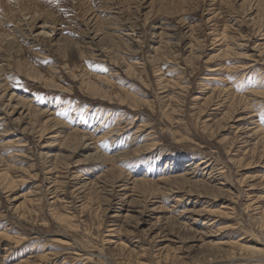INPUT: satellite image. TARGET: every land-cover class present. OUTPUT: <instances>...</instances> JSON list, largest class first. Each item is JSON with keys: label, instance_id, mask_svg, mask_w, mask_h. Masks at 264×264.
<instances>
[{"label": "rangeland", "instance_id": "rangeland-1", "mask_svg": "<svg viewBox=\"0 0 264 264\" xmlns=\"http://www.w3.org/2000/svg\"><path fill=\"white\" fill-rule=\"evenodd\" d=\"M3 2L0 264H264V0Z\"/></svg>", "mask_w": 264, "mask_h": 264}, {"label": "bare ground", "instance_id": "bare-ground-1", "mask_svg": "<svg viewBox=\"0 0 264 264\" xmlns=\"http://www.w3.org/2000/svg\"><path fill=\"white\" fill-rule=\"evenodd\" d=\"M1 1V0H0ZM6 1V0H5ZM9 3L7 4V5H9V8H11L12 7V9L11 10H9V11H14L15 9L17 10V12L20 14V16L21 17H26V15L27 14H29V13H32L33 14V12H34V10L32 11L31 9H32V7H34L35 6V4H36V2H37V0H7ZM2 2H3V0H2ZM260 3H261V1H260ZM3 4H4V2H3ZM6 6V5H5ZM4 7V6H3ZM4 8H6V7H4ZM4 8H2V9H4ZM225 9V8H224ZM0 10H1V8H0ZM2 12V11H1ZM6 12V11H5ZM26 12V13H25ZM9 13V12H8ZM4 14V16H5V13H3ZM8 15V14H7ZM9 15H11V14H9ZM161 47V46H160ZM220 48V47H219ZM227 51V52H226ZM226 51H224V53H226V54H228L229 53V49H227ZM216 56H218V55H216ZM242 66V65H241ZM245 66V65H244ZM246 67V66H245ZM212 71H214V70H212ZM264 77V76H263ZM106 78V77H105ZM108 79V78H107ZM110 84V83H109ZM242 84V83H241ZM260 84H261V82H260V80H259V78L258 79H255V80H252V83L250 84V86L251 87H253V91H252V94L254 95V96H256V97H259V98H264V91H262V90H259V88H260ZM264 84V83H263ZM263 85L261 84V87H262ZM257 88V89H256ZM263 88V87H262ZM103 97H109V95L108 94H103ZM117 97V96H116ZM124 97L126 98V99H130V100H133L132 102L134 103V104H137L136 102H138V100L136 99V98H134V97H132L131 95H129V94H126V95H124ZM238 97H232V102H231V105H230V110L231 111H234V109L236 110V107H235V105L237 104V105H240L241 104V102H242V100H238L237 99ZM110 99H113L112 97H110ZM139 103V102H138ZM78 106V105H77ZM137 106V105H136ZM70 109V108H69ZM103 113V112H102ZM101 116V115H100ZM258 132L260 131V130H257ZM84 139H85V136L84 137H82L81 136V134L77 131V132H73V134H71L69 137H68V139H67V141H66V143H65V145H67V144H70L71 142H74V143H81L82 144V142L84 141ZM84 143V142H83ZM263 144V148H264V133H263V135L258 139V141L257 142H255V146H254V148L252 149V151L254 150L255 151V149L257 148V145H259V144ZM146 146V145H145ZM253 151V152H254ZM209 160H207V159H202V160H200L199 162H197V164H196V166L195 167H197V165H199V163H200V165H202V164H204V163H207ZM209 166V165H208ZM110 172H111V170H107V173H108V175L110 174ZM166 174V173H165ZM107 175V176H108ZM169 176V175H168ZM178 180H182V181H184V180H186V181H189V180H191L190 178H188L187 176H182L181 178L180 177H174V178H171V179H166V180H162V181H160L161 183H171L172 182V184H175ZM152 182V181H151ZM150 182V180H141L140 182L138 181V182H136L135 183V185H140V184H144V183H151ZM135 185H134V187H135ZM152 185V184H151ZM154 185V184H153ZM158 185V184H157ZM143 186H145V185H143ZM147 186V185H146ZM155 186H156V184H155ZM169 189V188H168ZM247 210V209H246ZM264 212V211H263ZM264 214V213H263ZM264 216V215H263ZM59 219L62 221V222H68V218L67 217H65V216H59ZM262 219V218H261ZM263 221H264V217H263V219H262ZM115 224V223H114ZM114 230V229H113ZM21 236V235H20ZM22 237V236H21ZM8 238V237H7ZM243 239V238H242ZM18 240V239H17ZM16 240V241H17ZM24 241V239L22 238L21 239V241ZM241 240V239H240ZM30 243V242H29ZM233 243V242H232ZM233 246H236L239 250H247V251H249V252H252V253H254V254H258V253H262V254H264V248H260V247H256V246H248V245H244V244H241V243H239V242H234V245ZM76 252V251H75ZM79 252V251H78ZM232 253L234 254V251H232ZM76 254V253H75ZM55 255V254H54ZM8 256V255H7ZM49 256V255H48ZM45 259V258H44ZM26 263V262H25Z\"/></svg>", "mask_w": 264, "mask_h": 264}]
</instances>
